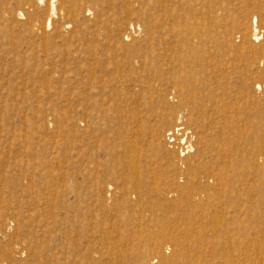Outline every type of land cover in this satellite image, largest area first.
<instances>
[{"label": "rangeland", "instance_id": "374dc122", "mask_svg": "<svg viewBox=\"0 0 264 264\" xmlns=\"http://www.w3.org/2000/svg\"><path fill=\"white\" fill-rule=\"evenodd\" d=\"M250 1L0 0V264H264Z\"/></svg>", "mask_w": 264, "mask_h": 264}, {"label": "bare ground", "instance_id": "6f19581e", "mask_svg": "<svg viewBox=\"0 0 264 264\" xmlns=\"http://www.w3.org/2000/svg\"><path fill=\"white\" fill-rule=\"evenodd\" d=\"M250 1V0H249ZM252 2V1H250ZM252 4V3H251ZM246 9H249L250 7V3L246 4ZM53 10V8H52ZM49 23H50V20H49ZM175 30H179V26H174L173 27ZM194 37H197L196 34H193ZM257 39V36L255 37ZM190 60H185L182 64L180 63L179 66H181L180 68L182 69H188L187 71L189 72V75H193L194 73L198 72L199 73V70L201 71V69H198V68H201L202 67V63L201 61L197 60L196 58L194 59V55L190 56ZM179 64V63H178ZM260 89V88H259ZM181 90H182V93L184 95V97L186 98L188 95L190 94H196V89L195 88H192L191 85H187L184 87V85L181 87Z\"/></svg>", "mask_w": 264, "mask_h": 264}]
</instances>
